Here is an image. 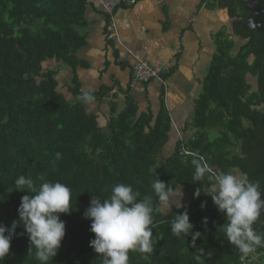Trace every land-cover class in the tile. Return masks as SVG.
Instances as JSON below:
<instances>
[{
    "label": "trees",
    "instance_id": "1",
    "mask_svg": "<svg viewBox=\"0 0 264 264\" xmlns=\"http://www.w3.org/2000/svg\"><path fill=\"white\" fill-rule=\"evenodd\" d=\"M88 3L0 0V223L10 227L19 220L21 197L34 195L14 188V181L20 175L31 176L39 187L37 177L43 174L46 180L68 185L72 192V210L60 214L65 236L49 264H102V256L89 246L95 234L90 231L91 220L83 214L93 196L104 200L113 186L124 183L140 193L138 199L151 196L153 203V252L130 251L129 264H242V254L220 229L227 223L224 214L203 191L194 196L204 182L192 180L191 161L203 157L218 172L238 170L253 182L264 179V160L259 157L263 148L256 152L255 143L264 129L257 109L264 98L252 91L247 77L259 71V63L249 59L254 53L251 43L231 54L234 41L220 40L197 100L195 124L201 131L168 148L172 121L164 105L156 116L151 109L139 112L127 95L121 111L114 100L110 102L111 115L104 123L80 99L88 91L81 89L76 73L80 63L76 51L86 42L79 29L86 24ZM235 15L236 8L230 10V16ZM106 17L110 36L111 18ZM241 27L238 21L236 30ZM54 60L73 71L67 88L57 79L58 67L50 65ZM107 90L89 93L102 99ZM209 128L220 130L213 141L207 137ZM183 147L193 154L184 153ZM157 178L175 190L192 192L181 208L166 213L159 209L161 202L151 188ZM184 211L193 231L201 233L194 245L191 234L178 238L171 232L175 215ZM253 228L264 233L263 222ZM30 246L21 223L0 264H40L36 249L29 251Z\"/></svg>",
    "mask_w": 264,
    "mask_h": 264
},
{
    "label": "crops",
    "instance_id": "2",
    "mask_svg": "<svg viewBox=\"0 0 264 264\" xmlns=\"http://www.w3.org/2000/svg\"><path fill=\"white\" fill-rule=\"evenodd\" d=\"M88 2L86 24L79 29L86 42L76 51L80 62L76 73L83 91L108 89L102 99L87 103L88 111L98 113L105 123L111 115L110 102L114 100L117 111H121L128 95L139 112L151 109L156 116L163 105L166 107L172 121L168 148L196 137V100L203 92L220 40L230 38L233 19L227 8L211 0H136L116 9L114 23L122 41L117 45L108 36L102 8L96 0ZM124 47L152 65L175 63L168 88L155 82H134L130 62L117 60ZM50 65L58 67L57 79L67 88L73 76L71 68L55 60ZM248 257L255 258L254 264H264V250Z\"/></svg>",
    "mask_w": 264,
    "mask_h": 264
},
{
    "label": "clouds",
    "instance_id": "3",
    "mask_svg": "<svg viewBox=\"0 0 264 264\" xmlns=\"http://www.w3.org/2000/svg\"><path fill=\"white\" fill-rule=\"evenodd\" d=\"M80 99L91 102L94 97L84 92ZM61 153H56L59 159ZM195 168L192 180L201 185L194 193L199 197L201 191L210 196L217 210L224 214L227 223L220 228L227 241L235 245L242 256H248L258 247H264V233H258L253 225L257 224L264 209L261 199V183L253 182L246 173L238 170L218 172L203 161V157L191 161ZM41 181L36 187L31 176L20 175L15 181L17 190H27L34 195H23L17 209L19 220H13L10 227L0 223V260L10 252L11 241L16 235V228L23 224L30 240V248L36 249L35 257L40 264H49L56 256L65 236L66 225L60 214H68L72 210V192L68 185L59 181H49L42 174L37 177ZM151 188L163 204L165 212L171 211L174 204L177 209L183 193L179 188L166 184L157 178ZM140 193L131 185L118 183L113 186L111 195L101 200L93 196L84 217L91 220L90 231L95 234L89 246L98 256H102V264H129V252L141 254L153 252V203L152 197L138 199ZM206 206V201L201 207ZM207 223V218H204ZM187 211L177 213L171 222V232L176 237L191 234L192 243L201 236L193 231Z\"/></svg>",
    "mask_w": 264,
    "mask_h": 264
},
{
    "label": "flooded vegetation",
    "instance_id": "4",
    "mask_svg": "<svg viewBox=\"0 0 264 264\" xmlns=\"http://www.w3.org/2000/svg\"><path fill=\"white\" fill-rule=\"evenodd\" d=\"M214 3H221L227 8L229 14L230 10L237 9V15L230 16L233 22L230 25V37L234 41L232 47L233 53H237L242 45L251 43L254 53L249 57L253 63H259V71L255 75H248L249 82L252 84V91L264 98V0H211ZM242 24L240 30H236L237 22ZM243 32H247L245 36ZM257 109L264 118V100L259 102ZM255 143H257L256 152L262 147L261 158L264 160V129L256 136ZM261 199L264 200V179L261 182ZM260 222L264 223V209L261 211Z\"/></svg>",
    "mask_w": 264,
    "mask_h": 264
},
{
    "label": "built area",
    "instance_id": "5",
    "mask_svg": "<svg viewBox=\"0 0 264 264\" xmlns=\"http://www.w3.org/2000/svg\"><path fill=\"white\" fill-rule=\"evenodd\" d=\"M97 4L102 8L105 14L111 18V39L119 45L122 44L120 37L117 34V30L114 23V14L116 9L123 5H131L136 0H96ZM193 22L196 20L194 17L191 19ZM118 62L129 63L132 71V78L134 82L149 83L155 82L164 88H168V77L175 67V63L166 62L162 65H152L150 62L142 59L140 56L135 54L129 47H124L118 56ZM182 151L186 154H193L191 150L182 148ZM264 248V247H263ZM254 257L243 256L242 264H254Z\"/></svg>",
    "mask_w": 264,
    "mask_h": 264
},
{
    "label": "rangeland",
    "instance_id": "6",
    "mask_svg": "<svg viewBox=\"0 0 264 264\" xmlns=\"http://www.w3.org/2000/svg\"><path fill=\"white\" fill-rule=\"evenodd\" d=\"M230 37H232L233 38V36H230ZM228 38V36L226 37V39ZM233 51L234 50H231V54H235V53H233ZM204 86V85H203ZM196 105H197V100H196ZM201 131V129L200 128H198V132L197 133H199ZM219 133H220V130L219 129H217V128H212V129H208V131H207V137H208V139H210V141H213L214 139H216L217 137H219ZM187 191H189V190H186L185 192H187ZM191 193L192 192H188V193H185V194H183V196H182V198H183V200L184 201H186V200H188V198L190 197V195H191ZM181 203L183 204L184 202L181 200ZM173 207H175V205L173 204L172 205V208ZM171 208V209H172ZM159 209L162 211V212H165V208H164V206H163V204L161 203L160 205H159ZM167 212H169V211H167ZM166 213V212H165ZM151 239H152V241L154 240V236L152 235V237H151Z\"/></svg>",
    "mask_w": 264,
    "mask_h": 264
}]
</instances>
